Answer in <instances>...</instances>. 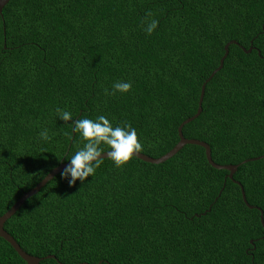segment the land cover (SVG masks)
<instances>
[{
	"label": "trees",
	"instance_id": "trees-1",
	"mask_svg": "<svg viewBox=\"0 0 264 264\" xmlns=\"http://www.w3.org/2000/svg\"><path fill=\"white\" fill-rule=\"evenodd\" d=\"M232 40L183 134L206 141L217 163L240 164L234 179L257 207L201 145L162 163L105 158L84 184L59 172L6 221L22 248L40 264H264V0H10L0 15V216L83 147L57 109L130 124L151 157L170 151ZM118 81L130 91L112 94ZM0 264L28 263L0 236Z\"/></svg>",
	"mask_w": 264,
	"mask_h": 264
},
{
	"label": "clouds",
	"instance_id": "clouds-1",
	"mask_svg": "<svg viewBox=\"0 0 264 264\" xmlns=\"http://www.w3.org/2000/svg\"><path fill=\"white\" fill-rule=\"evenodd\" d=\"M157 26L158 21L152 19L144 31L151 35ZM131 87L128 81L115 82L112 94L127 93ZM57 113L60 120L71 121L73 133H79L85 141L82 148L66 157L68 165L60 173L69 186L75 185L77 181L84 184L89 176L94 175L105 158L110 159L116 167H121L142 150L136 129L126 122L123 126L114 127L105 115H99L94 120L86 117L73 120V114L69 111L57 109ZM38 135L42 140L50 139L48 129H43ZM101 145H107L109 150L105 151Z\"/></svg>",
	"mask_w": 264,
	"mask_h": 264
},
{
	"label": "water",
	"instance_id": "water-1",
	"mask_svg": "<svg viewBox=\"0 0 264 264\" xmlns=\"http://www.w3.org/2000/svg\"><path fill=\"white\" fill-rule=\"evenodd\" d=\"M10 0H0V15H3V9L4 7L9 3ZM231 43H238L236 40H232L230 42H228L225 46V53L223 55V57L220 60V65L213 71V73L210 75V77L203 83L202 85V89H201V94H200V99H199V103H198V110L197 112L192 116L189 117L188 119H186L185 121H183L181 123V125L179 126V136H180V140L178 141V143L167 153H165L164 155L160 156V157H151L149 155H146L142 152H139L138 154L134 155L144 161L147 162H151V163H162L166 160H168L169 158H171L172 156H174L176 153H178V151H180L186 144H197V145H201L205 148L206 151V156L207 159L209 161V163L218 169H227L229 171L228 176L231 179H234V175L237 172L240 164H220L217 163L213 157H212V150L210 145L203 140L200 139H195V138H187L184 136L183 134V127L186 123L194 120L195 118H197L200 113L203 110V100H204V95H205V89H206V84L207 82H209L211 80V78L219 71L223 68L224 66V62L226 57L229 54V46L231 45ZM253 49V46L250 47L247 51L251 52ZM264 156V155H263ZM262 156L256 157V158H250V159H246L243 162H247L249 160H254V159H258L261 158ZM68 162H64L61 163L60 165H58L57 167H55L53 170H51L35 187H33L32 189H30L29 191H26L17 201L16 203H14V205L3 215L0 216V236L3 237L4 239H6L14 248L15 250L18 252V254L28 263V264H40L42 261V257H38L36 255H32L30 253H28L26 250H24L22 248V246L20 245V243L14 238L13 235H11L6 229H5V223L6 221L13 216L20 208L21 206L26 202L27 199H29L30 197L34 196L36 193H38L51 179H53L55 177V175H57L59 172H61L65 167H67ZM234 181L236 183H238L241 186V190H242V195H243V199L246 202V204L250 207V208H254L257 206H254L252 204H250L247 200V196H246V191L244 186L236 179H234ZM259 208V207H258ZM262 212L261 215V221L264 225V215H263V210L261 208H259ZM54 257L55 255H48L47 258H51Z\"/></svg>",
	"mask_w": 264,
	"mask_h": 264
}]
</instances>
